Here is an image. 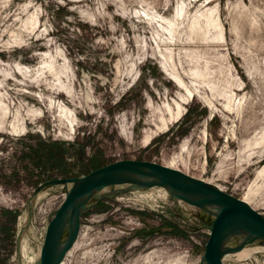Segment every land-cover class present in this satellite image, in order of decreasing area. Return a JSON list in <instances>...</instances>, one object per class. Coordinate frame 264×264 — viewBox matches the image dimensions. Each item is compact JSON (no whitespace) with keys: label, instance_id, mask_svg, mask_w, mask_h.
<instances>
[{"label":"rangeland","instance_id":"1","mask_svg":"<svg viewBox=\"0 0 264 264\" xmlns=\"http://www.w3.org/2000/svg\"><path fill=\"white\" fill-rule=\"evenodd\" d=\"M122 160L264 217V0H0V264L40 261L72 187L47 182ZM109 191L62 264H204L213 214L161 187ZM260 242L224 264H264Z\"/></svg>","mask_w":264,"mask_h":264},{"label":"water","instance_id":"2","mask_svg":"<svg viewBox=\"0 0 264 264\" xmlns=\"http://www.w3.org/2000/svg\"><path fill=\"white\" fill-rule=\"evenodd\" d=\"M58 185L72 187L48 225L41 249L40 264L64 262L78 240L82 216L91 209L86 208L88 200L94 197L96 192L115 186H129L131 189L165 188L176 199L213 214L214 220L210 226L204 264H224L226 255L241 251L255 241L264 242V217L249 203L204 180L157 163L122 160L97 169L82 178L49 181L44 187ZM208 207L218 208V211L206 209ZM66 232L68 236L64 240ZM235 235L245 236L244 241L235 248L226 249L224 246L226 241Z\"/></svg>","mask_w":264,"mask_h":264},{"label":"bare ground","instance_id":"3","mask_svg":"<svg viewBox=\"0 0 264 264\" xmlns=\"http://www.w3.org/2000/svg\"><path fill=\"white\" fill-rule=\"evenodd\" d=\"M115 187H121V186H115ZM115 187H109V188H105L101 191H98L95 193L94 197L90 198L86 204V208H92L94 205H96L101 199H103L104 197H107L108 194H110V189L115 188ZM124 187V186H123ZM128 189V188H127ZM117 194V193H116ZM113 195V194H112ZM115 195V194H114ZM206 209L212 210V211H218V208L215 207H208ZM204 211V210H203ZM27 223V222H26ZM28 224V223H27ZM28 226V225H27ZM245 236L243 235H235L233 237H230L226 243H225V248L226 249H230V248H235L239 245H241V243L244 241ZM258 242L260 241H255L253 244L251 245H247L243 250L238 251V252H234L232 254H228L224 257V260L226 258H232V257H236L239 261L245 260V259H249L252 256H255L259 253H261L263 251V246L260 242V244H258ZM264 244V243H263ZM223 260V261H224ZM38 264H40V261L38 262Z\"/></svg>","mask_w":264,"mask_h":264},{"label":"trees","instance_id":"4","mask_svg":"<svg viewBox=\"0 0 264 264\" xmlns=\"http://www.w3.org/2000/svg\"><path fill=\"white\" fill-rule=\"evenodd\" d=\"M191 117H192V110L190 109L189 110V112H188V114L184 117V119L186 120V121H188L189 119H191ZM57 143H53V145H56ZM51 145V144H50ZM33 152H34V150H32V152L30 153L31 154V156H33L32 154H33ZM45 152H46V150H44V154H45ZM35 153H37V152H35ZM39 155V156H33V157H29L30 159H34V160H36V162L38 163L39 161H41L42 163V166L41 167H44V165H45V155ZM57 157H53V159H56ZM58 159V158H57Z\"/></svg>","mask_w":264,"mask_h":264}]
</instances>
